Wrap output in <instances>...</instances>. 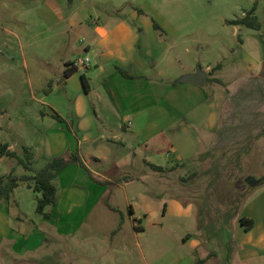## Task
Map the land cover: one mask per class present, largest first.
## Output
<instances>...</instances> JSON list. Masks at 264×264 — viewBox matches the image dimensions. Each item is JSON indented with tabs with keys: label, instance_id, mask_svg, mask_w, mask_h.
Instances as JSON below:
<instances>
[{
	"label": "rangeland",
	"instance_id": "obj_1",
	"mask_svg": "<svg viewBox=\"0 0 264 264\" xmlns=\"http://www.w3.org/2000/svg\"><path fill=\"white\" fill-rule=\"evenodd\" d=\"M45 1L0 0V143L12 145L11 149L24 159L22 148L27 142L32 143L33 166L37 170L50 159L40 144L52 134L55 124L52 119L43 121L37 114L40 111L50 113L49 104L52 103H61L63 108L68 104L65 94L51 95L47 91V97L41 98L36 90L32 92L29 78L33 67L48 69L49 63L56 62L66 67L79 52L84 56L81 59L87 57L80 26L84 20L94 22L95 27L108 20L129 19L137 13L141 21L132 20L133 27L149 22L151 67L166 71L162 78L151 73L156 83L172 81L176 84L183 73H195L199 67L205 70L208 65L212 66L208 79L217 77L228 81L245 71L253 58H264V0H74L71 5L61 0L59 15L61 13L66 19L65 25L75 22L71 35L56 34L63 29V24L55 26L53 20L38 18L37 12ZM255 5L260 30L227 23L244 18ZM155 22L161 30L155 29ZM56 47L60 52L54 57ZM25 60L33 66L30 74ZM201 90L208 92L207 98H211L213 92L209 84ZM179 119L177 112L149 115V126L159 124L170 139H174L181 128L197 134L193 124L177 121L175 129L172 128V123ZM113 123L115 125L117 120ZM127 125L132 127L131 123ZM152 131L154 135L162 130L153 126ZM201 138L203 140L197 139L199 146L192 147L196 155L194 160L188 161L184 168L179 167L168 175L149 170V207L157 212V222L165 206L173 200L193 205L194 221L169 216L164 228H148L147 235L137 240L130 213L125 208V197L119 192L115 202L121 210L112 212L103 201H99V206L88 216L81 209H75L72 214L65 209L60 214L63 222L51 228L49 221L37 213L38 194L22 183L21 189H16L8 200L0 199V242L13 240L0 248V264H145L138 241L150 264H166L173 250L181 245L168 231L182 234L185 241L188 233L202 239L203 249L210 248L218 255L208 260V264H238L237 219L247 218L254 222L257 219L264 228V134L253 139L252 145L248 142L232 151L212 153L202 135ZM139 143V139H132V146L137 147ZM112 144V153L124 161L117 169L109 164L105 170L120 173V169L137 165L130 158L133 150L125 148L119 140ZM161 144V149L168 151L164 142ZM150 146L149 157L160 163L162 154H151L153 144ZM64 155L72 156L70 152ZM197 159L202 161L199 166L195 164ZM193 170H201L197 171L196 180L183 183L180 177H186ZM11 172L16 176L29 174L18 160L0 157V175ZM63 176L62 181H55L61 189L69 181L68 174ZM71 221L76 226H70ZM65 222L67 228L63 226ZM241 227L246 230L245 226ZM119 228V234L112 235ZM223 239H231L235 247L228 248V254L222 250ZM254 263L264 264V257ZM183 264H190L188 257Z\"/></svg>",
	"mask_w": 264,
	"mask_h": 264
},
{
	"label": "crops",
	"instance_id": "obj_2",
	"mask_svg": "<svg viewBox=\"0 0 264 264\" xmlns=\"http://www.w3.org/2000/svg\"><path fill=\"white\" fill-rule=\"evenodd\" d=\"M61 2L46 0L37 12L38 18L43 21L53 20L55 26L63 24V29L56 34L71 35L75 22H67L65 25L66 19L61 13L59 15ZM140 19L139 14L133 13L129 19L122 18L115 22L108 20L95 27L94 22L82 21L80 26L84 35L83 42L86 44L84 54L90 58L91 63L86 68H75L77 71L70 77L64 76L66 67H62L59 62L49 63L48 69L41 66L43 70H38L30 66L27 60L24 61L28 74L33 67L29 78L32 92L36 90L41 98L47 97V91L51 95L65 94L68 104L63 108L61 103H52L49 104L50 113L38 112L37 116L43 121H55L51 128L52 134L47 139H42L40 146L45 148L44 152L50 158L67 152L77 158L58 178L62 181L63 175H69V181L63 185L64 189L59 188L57 205L51 219H46L51 228L63 222L60 214L65 209L68 214L81 209L88 216L90 211L99 206V201H103L110 211L121 210L115 202L119 192L125 197V208L130 213L137 240L147 235L148 228H164V221L169 216L178 219L186 217L194 221L195 207L173 200L165 206L161 219L157 222V212L149 207L151 169L148 164L161 167L164 171L162 174L168 175L194 160L196 155L192 147L199 146L197 139L203 140L201 135L212 153L218 150L232 151V148L248 142L252 145L253 139L264 134V58H253L245 71L228 81L214 78L221 80L222 84L207 78L203 87L209 84L213 92L210 95L209 90L211 98H207L208 92H203L202 87L196 85L182 84L179 81L177 85L172 84V81L156 83L151 73L155 72L162 78L166 71L151 67L149 22H140V27L137 28L132 24V20ZM59 52L58 47L54 48L53 56H57ZM82 54L79 52L67 64L72 65L83 58ZM211 70V65L205 69L207 74ZM185 74L193 72L183 73L182 76ZM83 76L89 85L88 93L83 86ZM173 112H177L181 119L175 120L172 128L175 129L177 121L193 124L197 128V134L181 128L180 133L177 132L178 135L170 139L166 129H162L159 124L150 128L149 115H168ZM115 120L117 123L114 125ZM138 121L142 123L139 125ZM127 123H131L132 127H128ZM153 126L162 131L153 135ZM132 139H139L137 147L132 146ZM114 140L121 141L125 148L133 150L130 158L137 163L135 167L127 166L124 170L120 169V173L105 170L109 164L117 169L121 166V161H124L111 151L110 146ZM161 142H164L168 151L161 149ZM151 144L153 149L150 153L163 156L160 163H155L149 157ZM11 146L9 145V150L14 151ZM23 147H28L32 152V143L27 142ZM80 161L85 168L80 165ZM205 162L209 163L207 160ZM128 163L131 164L130 161ZM200 163L202 161L198 159L195 162L198 166ZM197 171L201 170L190 171L186 177H180V180L186 183L184 180H188L193 174H196V180L200 173ZM231 177L233 174L229 178ZM251 179L255 182L254 177ZM20 189L18 187L16 191ZM241 219L239 217L236 222V242L240 247L237 263L255 264L254 261L264 257V228L256 219L254 227L246 231L241 227ZM69 225L76 226L73 221ZM63 226L67 228V222ZM120 228L112 235L119 234ZM168 234L181 245L179 249L173 250L172 258L166 264H183L187 257L190 264H197L199 260L208 264V260L218 257L216 251L203 249L202 239L193 233H188L186 241L178 232L168 231ZM11 241L13 240L3 239L0 248H5ZM217 241L220 242L219 239ZM222 241V250L227 254L228 248L235 249L231 245V239ZM138 246L145 264H150L139 241Z\"/></svg>",
	"mask_w": 264,
	"mask_h": 264
},
{
	"label": "trees",
	"instance_id": "obj_3",
	"mask_svg": "<svg viewBox=\"0 0 264 264\" xmlns=\"http://www.w3.org/2000/svg\"><path fill=\"white\" fill-rule=\"evenodd\" d=\"M257 7L256 5L253 9L248 12L244 18L228 21L227 23L235 27H247L254 30H260L261 24L256 16ZM154 27L156 30H161L162 28L155 22ZM77 69L73 67V64H67L64 76L70 77L73 75ZM83 86L85 92H89V85L86 81V78L82 77ZM209 81V80H208ZM217 83L222 84L221 80L216 79ZM24 158L20 157L17 152L10 151L8 144L0 143V157H8L11 159L18 160L20 165H23L24 168L29 172V174L23 176H16L14 172L6 176L0 175V199L8 200L11 197V194L23 183L26 186L38 194L37 196V213L42 216L44 219H51L54 208L57 205L59 188L57 187L55 181L59 178L62 172H64L67 167L76 161V156H56L51 157L48 163L40 170L35 169L33 166L34 156L31 150L28 147H23ZM82 167L85 168V165L80 161ZM149 168L157 173H164L161 167H158L153 164H148ZM196 174H193L184 180L185 182L191 181L195 178ZM50 209V210H49ZM242 226H245L246 231H250L254 227V221L242 218L240 220ZM204 260H199L197 264H203Z\"/></svg>",
	"mask_w": 264,
	"mask_h": 264
},
{
	"label": "water",
	"instance_id": "obj_4",
	"mask_svg": "<svg viewBox=\"0 0 264 264\" xmlns=\"http://www.w3.org/2000/svg\"><path fill=\"white\" fill-rule=\"evenodd\" d=\"M68 4H73L74 0H67ZM179 83L187 85H196L198 87H203L207 81V72L201 67L193 74H185L179 78Z\"/></svg>",
	"mask_w": 264,
	"mask_h": 264
},
{
	"label": "built area",
	"instance_id": "obj_5",
	"mask_svg": "<svg viewBox=\"0 0 264 264\" xmlns=\"http://www.w3.org/2000/svg\"><path fill=\"white\" fill-rule=\"evenodd\" d=\"M91 63L90 58H84V59H78L73 63V67L74 68H86L89 66V64Z\"/></svg>",
	"mask_w": 264,
	"mask_h": 264
}]
</instances>
